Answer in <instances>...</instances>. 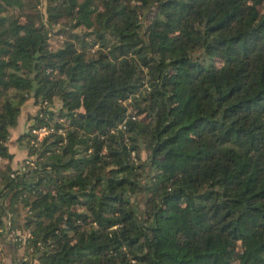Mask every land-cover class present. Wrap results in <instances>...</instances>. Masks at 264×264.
<instances>
[{"label":"trees","instance_id":"obj_1","mask_svg":"<svg viewBox=\"0 0 264 264\" xmlns=\"http://www.w3.org/2000/svg\"><path fill=\"white\" fill-rule=\"evenodd\" d=\"M39 1L0 0V264H264V0Z\"/></svg>","mask_w":264,"mask_h":264},{"label":"crops","instance_id":"obj_2","mask_svg":"<svg viewBox=\"0 0 264 264\" xmlns=\"http://www.w3.org/2000/svg\"><path fill=\"white\" fill-rule=\"evenodd\" d=\"M37 111V106L35 105L34 99H28L23 105L21 114L19 116L18 124L11 128V136L8 141L9 150L12 153V157L7 159V157L1 158L3 163H10L13 168L18 167L19 164L26 158L28 152V146L26 147V142L19 141V136L27 131L29 126V115L34 114Z\"/></svg>","mask_w":264,"mask_h":264},{"label":"rangeland","instance_id":"obj_3","mask_svg":"<svg viewBox=\"0 0 264 264\" xmlns=\"http://www.w3.org/2000/svg\"><path fill=\"white\" fill-rule=\"evenodd\" d=\"M262 9H264V3L260 6ZM37 8L40 10V11H45L46 10V0H40L39 2H38V6H37ZM53 43H55L54 41H53ZM96 46H98V44L96 45ZM54 106H56L57 107V110H58V108H59V104H56V105H54ZM29 130V129H28ZM27 130V131H28ZM23 142V141H22ZM26 147H27V144L25 145ZM28 148V147H27ZM27 153H29V154H27V156H26V158L22 161V163L21 164H19L18 165V167H16V168H14V169H18L19 171L18 172H20V171H22V170H20L21 168H23L26 164H31V165H35V160H36V154H31L30 153V150H29V148H28V152ZM142 155H143V157H145L146 156V152H143L142 153ZM27 161H29V162H27ZM18 172H14L15 173V175L18 173ZM22 213H25L24 211H21ZM5 220H6V218H5ZM7 222H6V224L7 225H10L9 224V222H8V220H6ZM19 221H21L22 222V219L19 217V220L17 221V223L19 222ZM21 222H19V223H21ZM24 231V230H23ZM26 231V230H25ZM24 231V232H25ZM28 231V230H27ZM18 232H21V229H19L18 230ZM12 235V234H11ZM15 238H17V236H14ZM11 242H7L5 245H4V248H3V251H4V259H5V261H4V264H16V262H17V260H19V259H22L23 257H24V255H25V241H18V240H13V239H9ZM13 241V242H12ZM17 241V242H16ZM18 242H21L22 244L20 245ZM240 246H241V244H240ZM38 258H36V259H34L33 261V263L34 264H39V262H38V260H37Z\"/></svg>","mask_w":264,"mask_h":264},{"label":"built area","instance_id":"obj_4","mask_svg":"<svg viewBox=\"0 0 264 264\" xmlns=\"http://www.w3.org/2000/svg\"><path fill=\"white\" fill-rule=\"evenodd\" d=\"M54 127L50 126V125H42L39 127H33L31 132L33 134V138H31V142L34 144H38V142L40 140H42L46 135L50 134L52 131H54ZM59 132L64 133V129L60 128ZM29 162V161H27ZM9 224L11 223L10 220H8ZM19 233V240L23 239V241H25V239L30 236V233L25 231V232H18Z\"/></svg>","mask_w":264,"mask_h":264}]
</instances>
